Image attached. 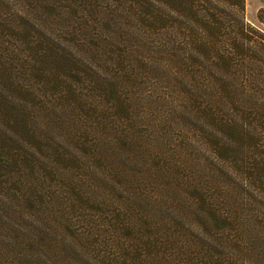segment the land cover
Returning a JSON list of instances; mask_svg holds the SVG:
<instances>
[{
	"label": "trees",
	"instance_id": "obj_1",
	"mask_svg": "<svg viewBox=\"0 0 264 264\" xmlns=\"http://www.w3.org/2000/svg\"><path fill=\"white\" fill-rule=\"evenodd\" d=\"M101 11L108 25L120 18L127 27L161 34V72L179 112L166 117V109V130L176 129L183 140L162 151L170 159L161 164L156 221L143 219L128 194V203L115 206L117 221L80 222L81 211V217L97 213L85 209H102L105 194L123 189L116 176L127 173L110 158L114 138L126 133L107 132L112 115L130 117L128 80L117 82L115 75L128 78L134 65L127 55L122 65L115 56L114 71L102 69L63 37L69 26L85 54L91 51L90 25ZM263 12L257 17L264 23ZM95 67L99 103L81 88ZM107 109L112 112L104 116ZM56 124L64 129L52 132ZM74 171L92 180L87 190L74 191ZM27 205L51 206L54 230L75 241L90 238L97 254L92 264H159L160 258L161 264H201L197 255L208 264H230L246 252V236L264 226V29L245 20V0H0L1 227L33 220ZM12 212L20 216L16 222ZM140 219L155 229L134 235ZM75 241L55 245L81 254Z\"/></svg>",
	"mask_w": 264,
	"mask_h": 264
},
{
	"label": "rangeland",
	"instance_id": "obj_2",
	"mask_svg": "<svg viewBox=\"0 0 264 264\" xmlns=\"http://www.w3.org/2000/svg\"><path fill=\"white\" fill-rule=\"evenodd\" d=\"M260 8L264 10V0H245V20L264 29V23L257 17ZM103 15V11L94 15L96 22L90 25L91 37L87 41L91 51L88 49L86 54L84 51L86 45L82 43L81 36L79 34L74 35L69 26L67 30L65 29L66 33L63 32V37L74 41L73 48L81 57L88 58L102 69L114 71L111 67L113 60L110 58L115 56H120L123 59L119 62L122 65L126 64L125 56L127 55L126 60L134 65L133 70L130 66L131 74L128 78L126 74L115 75V78L128 80L127 86L131 100L129 105L131 108L130 117L127 120L121 115L119 117L112 115L111 118L117 120L115 119L109 125V133L107 132L109 137L110 133L113 134V132L123 131L126 133V136L121 133L123 134L121 137L114 138L118 143L110 158L113 166L123 167L127 173L122 175V172L116 176L117 184L124 185L122 186L123 189L119 190L121 187H117L111 195L105 194L108 199L102 207V209L105 207L104 211L95 205H90L89 209H85V212L99 211L85 217H81V211L79 214L80 222L83 223L92 218V222L97 218L109 219V222L117 221L119 214L115 206L123 205L122 202L128 203L124 199L125 195L128 194L136 198V208L142 213L143 219L156 221L157 213L161 214V164L166 159H170L169 156H163L162 151L172 149L176 143H181L183 140L181 135L177 134L176 129L166 130V117L173 118L179 112L178 107H175L177 99L175 98L176 93L173 91L174 87L161 72V34L158 36L157 33H147L140 28L127 27L120 18L116 19V24L108 25L100 19ZM38 17L44 18L41 12H38ZM49 20L50 18H46L42 21L48 23ZM53 23L49 22L48 26L55 27V21ZM121 24H123L122 27ZM129 65L131 64L129 63ZM94 72L95 74L89 73L86 76L87 83L84 82L81 88L84 89L85 93L92 94L99 103L102 92L94 88L98 84L95 78L99 73V68L95 67ZM117 82H125V80L121 79ZM170 95L173 99H170V103L166 104L167 96ZM167 108H169L168 116L165 117ZM170 108L174 111H171ZM111 112L107 109L103 110L102 114L107 116ZM121 113L124 115L126 111L122 110ZM104 120L107 121V119ZM59 129H64V127L56 124L52 132ZM165 132L168 133V141L166 144H162ZM106 142L109 144L108 141H103L102 145ZM72 163L73 161L70 160L68 164L71 165ZM74 172L75 176H73L76 177L72 182L74 191H77L80 185H83V188L87 190L92 180L83 179L78 176L76 171ZM61 185L62 183L59 187ZM92 189L91 192L93 193ZM98 191H101L100 188ZM57 202L62 206L65 201L63 197H57ZM83 203L80 199L75 201L78 206ZM10 204H14V202H10ZM51 208V206H45L44 209L34 211L32 207L27 205L25 213L27 210L33 211V215H30L34 217L33 220L30 217H23L19 224L16 225L15 223L10 229L2 228L0 224V264H92L94 262L97 254L91 246L90 238L75 241L62 234L60 230H54L53 228L58 227L51 219ZM13 218L11 221L16 222L20 216L13 213ZM139 226L141 228L134 235H142V232L149 230L147 228L155 229L152 225L148 227L142 219H140ZM70 241L76 242L75 246L81 254L61 250L55 245V243L61 245ZM245 241L248 247L247 251L237 252L229 263L264 264V226L259 224L258 228L251 229ZM195 259L201 264H208L200 255H197ZM136 264L142 263L136 262ZM159 264H161V258Z\"/></svg>",
	"mask_w": 264,
	"mask_h": 264
}]
</instances>
